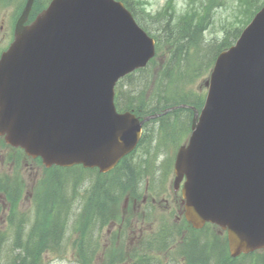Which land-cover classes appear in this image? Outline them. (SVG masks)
Instances as JSON below:
<instances>
[{"label":"water","instance_id":"95a60500","mask_svg":"<svg viewBox=\"0 0 264 264\" xmlns=\"http://www.w3.org/2000/svg\"><path fill=\"white\" fill-rule=\"evenodd\" d=\"M16 24L0 60V135L43 164L111 171L142 126L119 113L115 88L147 66L155 41L117 0H53ZM204 107L175 161L186 217L228 232L231 254L264 249V7L216 59Z\"/></svg>","mask_w":264,"mask_h":264},{"label":"rangeland","instance_id":"374dc122","mask_svg":"<svg viewBox=\"0 0 264 264\" xmlns=\"http://www.w3.org/2000/svg\"><path fill=\"white\" fill-rule=\"evenodd\" d=\"M25 1L9 0L7 4L6 2L3 4L2 0H0V50L3 49L2 51L9 46L5 41L11 39L8 33L12 30V16L16 18L21 4L23 6ZM47 1L48 3L50 2L49 0H39L37 7L35 5V11L40 10ZM174 1L168 14L163 16L162 13L165 7H167L168 0H130L134 11H136L140 19V25L149 28L151 36L159 38L157 46L159 48L155 61L149 69L144 72L133 73L119 83L121 84L118 85L121 91L118 94L120 107L117 106V108L121 112L125 111L124 106L127 108L128 103L145 100L147 103L146 110L144 109L146 116L155 115L151 113L150 109L152 107L160 109L165 104L160 99L161 90H166L168 97L177 95V102L170 100V102H166L167 104H176L181 102V99L184 100V98L193 99V96L197 99H202L203 96L205 98L208 89L205 82L210 77L217 57L215 53L218 47L225 41L229 29L232 30L229 37L234 41V34L237 32L235 29L241 31L245 28L244 21L251 12L247 6V1L249 0H246V3L243 4L241 3L244 2L243 0H209L206 7L208 11L202 9V5L206 4V0ZM263 3L264 0H258L259 7ZM251 9L254 10V7H251ZM206 12H208L207 15L205 14ZM186 14L197 18L199 16L206 17V23H209V27L203 32V41L198 47H183L184 50L177 51L173 45L174 33L177 31L179 21ZM31 15H33V12ZM170 15H173V21ZM2 27L4 28L2 29ZM198 61L202 68L190 71L189 65H194ZM173 62L179 64L176 66L181 70L180 76H178V71H174L172 77L169 76L168 70L172 69L175 65L172 64ZM187 71L190 72L191 77L187 76ZM155 91L158 93L157 96L154 95ZM204 102L205 99L202 105L200 102L197 103L199 104V110L203 108ZM182 103L184 102L180 104ZM192 117L193 113L191 111L181 110L178 112V115H165L164 122L160 119L150 120L147 125H144L145 134L143 136L145 138L138 147V151L134 152L123 165L106 177L99 176L98 172L94 174H92L93 172L90 173V171L86 172L81 167L59 170L56 173L53 169H46L33 159L26 158L13 149L6 147L3 144V140L0 139V180L6 177L10 179L11 187H14V190L10 188L8 192L9 194L14 193V198L17 202L20 200L16 206V214L25 220L23 221L25 224L23 232L26 233L37 219V213L34 211L35 198L31 196L34 195L37 200L40 195L45 196L47 187H49L47 183L51 182V185L55 184L53 189L58 188L60 196H63L65 189L68 192L71 191L73 195L70 197V200L75 205L71 206L67 212L65 236L58 247H50V244L53 245V241L46 246V249L48 248L49 250L42 254V263L84 264L83 262L87 261L84 258L82 260L79 256L77 248L79 234L77 235L76 231L78 215L81 214L82 206L85 203L84 200L89 196L91 190L92 193L98 192L95 187L99 184H103V187L106 188L110 187L107 183L104 184L103 182L107 177H115L116 179L120 175L121 179L126 181L127 166L131 164L137 173L134 179L131 180L129 185L114 187L116 194L120 198L112 204L115 216L118 219L117 223L106 226L102 223H97L89 233L88 239L90 242L93 241L94 247H88L90 255L88 264H121L122 261L120 259H126L131 249V251H134V249L138 250V248H142L141 246L144 242L146 243V251L149 253L139 252L138 259L145 257L148 259V264H199V254L203 252L204 257L208 254L207 251L203 250L207 247V244L210 247L208 249L214 250H211L207 264H218L219 259L224 254L221 251L222 244H214V242L219 239H221L223 244L226 242L223 232L210 227L193 233L189 224H181L180 218L182 214L179 212V207L175 202L176 197H174L175 195L171 191L173 165L170 167V163L172 164L171 159H173L174 153L178 150H173V146L182 145L188 140L191 134ZM163 130L170 137H162ZM171 139L173 142L169 141ZM5 181L8 183V180ZM116 183L120 182L116 180ZM3 194H0V264H14L16 257L20 253H24L20 245L15 243L16 229L14 224L9 221L12 211L9 210L8 200L5 199ZM101 195H103V192L100 191L98 196ZM53 196L54 191L45 197L49 201ZM126 197L130 200L142 197L138 201V205L140 203L141 205H148L154 211L147 216L144 224L137 219L132 220L130 226L128 224L125 226L124 224L125 228H123L124 232H122L123 240L120 229L122 216L126 211ZM151 197L156 199L154 204L145 201L146 198ZM165 198H168L167 202L164 201ZM130 208L132 206L128 204L127 209ZM151 215L156 216L155 221L149 219ZM96 218L99 221H103L100 217ZM183 228L186 229V232ZM172 231L178 233L177 237L180 241L183 240L182 235L186 234V248L181 250L195 254L196 258L192 259L191 254L188 257L184 256L182 251L172 247L173 243L177 246L178 241L164 239V236L171 234ZM188 235H194L199 241H195L193 244L190 241L191 238L187 239ZM210 244L214 245L210 246ZM167 247L169 248L167 250L157 249H166ZM110 252L111 258L109 260L108 254ZM259 253L261 254L258 257L264 260V251H260ZM227 257L228 255L224 258L226 259ZM235 261L236 263H241L243 260L238 259ZM223 263L220 262L219 264ZM244 264H247V262L244 261Z\"/></svg>","mask_w":264,"mask_h":264},{"label":"trees","instance_id":"16d2710c","mask_svg":"<svg viewBox=\"0 0 264 264\" xmlns=\"http://www.w3.org/2000/svg\"><path fill=\"white\" fill-rule=\"evenodd\" d=\"M122 1L133 12L135 18L140 24V21H139L140 19L138 18L136 11H134V8L132 4L130 3V0H122ZM243 1L244 2H241L242 4L246 3V0H243ZM205 2L206 4L202 5V9L205 11H208L206 7L208 6L209 0H206ZM247 6L249 7V10L251 12L248 15V18L245 19L244 21L245 25L252 19L253 14L255 13L254 10L258 9L260 5L258 4V0H249L247 1ZM171 7L172 6H168V9H166L167 11L165 10L162 15L164 16L165 14H168ZM251 7H254V10H252ZM205 14L207 15L208 12H206ZM170 18H172V21H173V15H170ZM206 20H207L206 17L199 16V18H197L195 16H190L189 14H186L184 18H182L179 21L180 23L177 25V29H176L177 31L174 33L173 45L175 46V49L177 51H180V50H184L183 47H186V48L198 47L200 43L203 41V32H205L209 27L208 26L209 23L207 24ZM145 29L148 32L150 31V29L147 27ZM235 30L237 32L234 34V41H232L230 39L231 37H229L230 32L232 31L231 29H229L225 37V41L218 47V50L215 53V56H217L219 52L229 48L238 39L241 31L239 29H235ZM172 64H175V65L172 69L168 70L169 76L172 77L174 71H178L179 72L178 76H180L181 70L179 67L176 66L179 64H177L176 62H173ZM201 68L202 66L199 61L195 62L194 65L192 64L189 65L190 71L195 70V69L200 70ZM141 72H144V70ZM187 72H188L187 76L191 77L190 72L189 71ZM160 78L163 79L164 77H160ZM154 95L157 96L158 93L155 91ZM160 99L163 100V103L165 104H163L160 109H154V107H152L150 109L151 113L153 114L160 113L162 110L166 108H169L175 105H180L181 102H184L182 104H187V105L198 107L199 104L197 103L200 102V104L202 105L204 101V98L197 99L193 96V99L184 98V100L181 99V102H178L176 104H167L168 102H170V100L177 102L178 98H177V95H172L168 97L166 90L164 91L161 90ZM117 102H118V105H120L118 100ZM146 107H147V103L145 100L139 101V102L135 101L133 103L130 102L128 103L127 108L126 106H124L125 109H129V110L133 109L134 112L139 116H146L145 111H144V109L146 110ZM181 110H186V109L179 108L177 110L171 111L169 114L178 115V112ZM164 118L165 116H162L160 120L163 121ZM126 161L127 159L123 160L120 166L123 165ZM38 162L40 163V160H38ZM109 174H112V173H109ZM107 175L108 174H103L102 176L106 177ZM103 182L104 184L107 183L110 187L106 188V187H103L104 186L103 184H99L98 186L95 187V189L98 190L97 193H94V192L92 193L91 192L92 190H91L89 193V196H87L86 199L84 200L85 203L82 206L81 214L78 215V226H77L76 231L79 234V238L77 240V248H78V253H79L80 258L82 260L83 258L87 260L83 262L84 264H88V259H90V255L88 253V247L90 243L88 236L90 233V229H92L97 223H102L103 225H105L109 223L110 221H113L115 217V211H114L112 204H114L115 201L117 202V200L120 199L119 195L116 194V191L114 190V187L115 186L118 187V184H119V183H115L116 182L115 177L113 178L107 177L105 178V180H103ZM47 184H49V187H47L48 194H52V192L54 191V196L51 200L48 201L46 199L47 202L38 204V208L36 209L37 219L34 221L29 231L26 233L23 232L24 225H23L22 219L19 220V223H16V229L18 231L16 232L15 243L20 245L24 254L20 253L16 257V261L14 262V264H42V254L44 250L48 249V248L46 249V246L51 241H53V245L50 244V247L51 246L58 247L59 243L63 240L65 236L66 228H67V212H68V209L72 206V200H67L64 197L61 198L62 196L57 194L58 188L53 189L55 187V184L51 185V182ZM8 190L9 188L7 186L0 188V191H2L7 196V199L11 201L13 216H14L16 214V206L19 201L17 202V200L14 198V193L9 194ZM100 191L103 192V195L98 196V193ZM95 216L100 217L103 221H99V219H97ZM10 222L14 223V221L12 220H10ZM190 241H192V243L194 244L195 241H199V240L195 236H192ZM218 243L219 241L214 242V244H218ZM214 244H210V246ZM208 247H209V244H207V247H205V249H207ZM0 251H1V246H0ZM259 254L261 253L252 254L250 256L251 261L249 260L248 263L249 264H264V260H261L258 257ZM244 258L247 260L249 257L245 256ZM223 264H238V263H236L235 260L227 257Z\"/></svg>","mask_w":264,"mask_h":264},{"label":"flooded vegetation","instance_id":"af4514ba","mask_svg":"<svg viewBox=\"0 0 264 264\" xmlns=\"http://www.w3.org/2000/svg\"><path fill=\"white\" fill-rule=\"evenodd\" d=\"M4 27H2V29H3ZM13 35H14V31H10L9 33H8V36L10 37V38H12L13 39ZM9 40H11V39H9ZM9 40H7V41H5V42H8Z\"/></svg>","mask_w":264,"mask_h":264},{"label":"bare ground","instance_id":"6f19581e","mask_svg":"<svg viewBox=\"0 0 264 264\" xmlns=\"http://www.w3.org/2000/svg\"><path fill=\"white\" fill-rule=\"evenodd\" d=\"M196 251V250H195ZM210 264V263H209Z\"/></svg>","mask_w":264,"mask_h":264}]
</instances>
